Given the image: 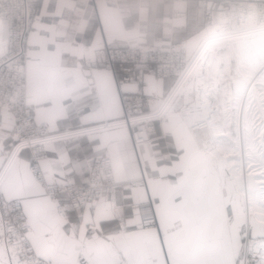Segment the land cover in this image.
Returning <instances> with one entry per match:
<instances>
[{
	"label": "snow or ice",
	"instance_id": "6c2138e0",
	"mask_svg": "<svg viewBox=\"0 0 264 264\" xmlns=\"http://www.w3.org/2000/svg\"><path fill=\"white\" fill-rule=\"evenodd\" d=\"M227 4L180 103L154 115L142 93L136 106L120 92V115L65 145L82 173L18 196L0 177V264H264V0ZM110 67L118 92L149 70ZM45 197L49 216L25 223Z\"/></svg>",
	"mask_w": 264,
	"mask_h": 264
},
{
	"label": "crops",
	"instance_id": "0c3cea01",
	"mask_svg": "<svg viewBox=\"0 0 264 264\" xmlns=\"http://www.w3.org/2000/svg\"><path fill=\"white\" fill-rule=\"evenodd\" d=\"M4 32L0 21V34ZM204 36L202 9L195 0L188 6L186 20L172 18L171 0H42L25 50L29 110L46 118L52 133L67 134L47 146L49 159L41 164L46 180L62 179L70 171L82 173L86 163L70 159L65 145L84 135L87 129L81 125L121 114L111 72L101 65L91 68L88 61L98 60L105 46L123 48L131 43L153 47L186 39L193 51ZM172 86L173 79L144 74L140 91L148 106L155 108ZM190 86H184L169 107L180 103ZM0 122V149L11 148L15 139L10 113L0 109ZM30 159L29 151L23 150L5 168L2 186L6 195L44 193L31 176ZM54 206L47 197L28 201L27 222L33 224L35 215L47 218Z\"/></svg>",
	"mask_w": 264,
	"mask_h": 264
},
{
	"label": "built area",
	"instance_id": "2783aa9c",
	"mask_svg": "<svg viewBox=\"0 0 264 264\" xmlns=\"http://www.w3.org/2000/svg\"><path fill=\"white\" fill-rule=\"evenodd\" d=\"M41 1L0 0V21L5 29V32L0 34V109L10 113L15 139L10 153H6L7 163L0 171V177H3L5 168L11 164L15 157L19 156L23 150H28L31 157L29 165L31 176L42 185L45 192L50 187L63 185L68 176L54 179L51 182L46 180L41 164L49 159L47 146L53 140L63 138L67 134L65 132L52 133L50 122L46 118L32 114L29 110L25 50L28 34L35 24L38 5ZM192 1L194 0H171L172 18L186 20L188 6ZM195 1L202 9L205 36L197 47H193V51H190L192 45L186 39L153 47L140 46L137 43H131L123 48L105 46L100 52L98 60L88 61V66L92 68L101 65L111 72L112 77L110 61L115 58L133 61L137 66L148 68V71L142 72L135 79L119 83V93L132 94V96L125 97V102L132 100L136 106L141 103L139 94H141L144 74H150L155 78L173 79L170 94L157 107L151 108L148 106V101L145 102V106L154 115H163L164 110L173 102L179 91L190 84V78L195 73L196 65L199 64L200 68L208 57L211 51L209 44L212 43L210 37L230 18L227 0ZM152 63L155 64L154 70L151 67ZM115 83L117 86L116 80ZM1 126L0 122V129ZM2 139L0 138V141ZM52 201L55 204V201ZM25 223L29 224L27 221Z\"/></svg>",
	"mask_w": 264,
	"mask_h": 264
},
{
	"label": "bare ground",
	"instance_id": "6f19581e",
	"mask_svg": "<svg viewBox=\"0 0 264 264\" xmlns=\"http://www.w3.org/2000/svg\"><path fill=\"white\" fill-rule=\"evenodd\" d=\"M211 48H212V43L209 44V49H211ZM198 68H199V64L196 65L194 72H196Z\"/></svg>",
	"mask_w": 264,
	"mask_h": 264
}]
</instances>
